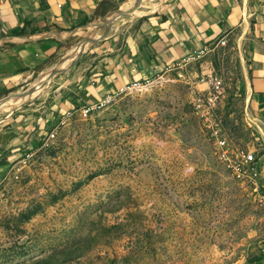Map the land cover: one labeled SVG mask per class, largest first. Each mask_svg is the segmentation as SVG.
<instances>
[{
    "label": "rangeland",
    "instance_id": "1",
    "mask_svg": "<svg viewBox=\"0 0 264 264\" xmlns=\"http://www.w3.org/2000/svg\"><path fill=\"white\" fill-rule=\"evenodd\" d=\"M165 2H104L49 65L0 93V127L48 114L52 94L93 43L79 44L91 28L93 38L113 35ZM74 45L64 57L82 52L52 78ZM208 75L222 87L209 121L233 145H256L263 123L253 116L246 63L229 42L85 116L70 110L55 126L36 124L30 148L0 179V264H262L264 180L241 183L220 162L190 102ZM5 103L12 108L1 110Z\"/></svg>",
    "mask_w": 264,
    "mask_h": 264
},
{
    "label": "crops",
    "instance_id": "2",
    "mask_svg": "<svg viewBox=\"0 0 264 264\" xmlns=\"http://www.w3.org/2000/svg\"><path fill=\"white\" fill-rule=\"evenodd\" d=\"M107 1L4 2L0 7V93L27 82L49 65ZM221 37L238 47L246 63L253 116L263 123L255 146L258 178L264 180V0H166L134 25L93 42L52 94L45 117H16L0 127V179L30 148L35 126L38 130L45 122L55 126L59 114L112 99L192 51L216 45ZM205 53L199 50V57Z\"/></svg>",
    "mask_w": 264,
    "mask_h": 264
},
{
    "label": "built area",
    "instance_id": "3",
    "mask_svg": "<svg viewBox=\"0 0 264 264\" xmlns=\"http://www.w3.org/2000/svg\"><path fill=\"white\" fill-rule=\"evenodd\" d=\"M8 0H0L1 5ZM226 40L224 37L219 38L216 41L215 46L225 45ZM199 50H209V47L204 46L197 50L192 51L190 54L185 56L180 61L175 62L172 65H167L165 68H171L173 66H178L182 62H190L195 59L201 58L199 57ZM205 84L204 89H197L196 91L192 90L191 92V105L195 112L206 121V126L210 130L211 137L213 138V143L217 148V154L220 162L224 165L227 171L231 174V176L240 181L241 183H252L256 185V180L259 176V166H258V158L256 157V146L251 145L250 147H243L240 145H233L230 143L221 130L217 127V124H214L212 121H209V116L212 111L218 106L221 101L222 96V87L221 81L212 75H208L207 79H202ZM110 100L109 97L99 101L96 104L92 105H83L79 109L81 114L84 116L94 110L97 106H102V104L107 103ZM73 110L71 112H74ZM69 111H66V114H69ZM58 124V123H57ZM56 124V125H57ZM53 136V132L49 134V137ZM26 156L22 157L20 162L24 163L26 161ZM264 264V257L263 263Z\"/></svg>",
    "mask_w": 264,
    "mask_h": 264
},
{
    "label": "bare ground",
    "instance_id": "4",
    "mask_svg": "<svg viewBox=\"0 0 264 264\" xmlns=\"http://www.w3.org/2000/svg\"><path fill=\"white\" fill-rule=\"evenodd\" d=\"M160 5V2H158V3H156V4H153V5H151L150 6V8L151 9H153V8H155V7H157V6H159ZM114 19V18H113ZM112 22V20L110 21V22H108V23H106L105 24V26H106V29H105V33L104 34H107L108 33V31H109V28H110V23ZM94 31L95 30H91L89 33H88V35H90L89 37H92V36H94L95 34H94ZM92 34V35H91ZM105 36V35H104ZM98 38V37H97ZM87 41H89L88 43H90V40H85L84 42H82L81 44H85ZM82 49H77V51L76 52H74V53H71V54H67L65 57H64V60H63V62H62V64H61V66H60V68H58L57 69V71H60V70H62V69H64V68H66V67H68L69 65H71L75 60V58L77 57V54L81 51ZM84 51V50H83ZM82 52V51H81ZM80 52V53H81ZM79 53V54H80ZM74 60V61H73ZM52 70V69H51ZM53 73H52V71L49 73V75L51 76ZM47 76H48V74H47ZM46 75H44L43 77H42V83L46 80ZM40 81V80H39ZM40 83V82H39ZM27 98H30V97H32V96H26ZM12 105L13 104H9V103H5V105L3 106V108H1V110L2 109H4V110H9V109H11L12 108ZM0 107H2V106H0Z\"/></svg>",
    "mask_w": 264,
    "mask_h": 264
},
{
    "label": "water",
    "instance_id": "5",
    "mask_svg": "<svg viewBox=\"0 0 264 264\" xmlns=\"http://www.w3.org/2000/svg\"><path fill=\"white\" fill-rule=\"evenodd\" d=\"M121 23H122V22H120V23L117 24V25L119 26ZM97 29H98V28H96V27L91 28V30H97ZM91 30H90V31H91ZM89 36H90V35H89ZM105 37H107V36H105ZM105 37H102V38L88 37L86 40H90V41H92V42H95V41L101 40V39H103V38H105ZM84 41H85V40H83L82 42H84ZM82 42H80L79 44H81ZM74 47H75V45L72 46V47H70V48H68V49H66V50L62 53V55L59 57L57 68L54 69V71L52 72V73H53L52 78H53L55 75L58 74L57 69L60 68V66H61V64H62V62H63V60H64V55H65L66 51H68L69 49L74 48ZM22 94H24L25 96H31L32 93L28 91V92H25V93H22Z\"/></svg>",
    "mask_w": 264,
    "mask_h": 264
},
{
    "label": "trees",
    "instance_id": "6",
    "mask_svg": "<svg viewBox=\"0 0 264 264\" xmlns=\"http://www.w3.org/2000/svg\"><path fill=\"white\" fill-rule=\"evenodd\" d=\"M85 22H87V21H85ZM85 22H84V23H85Z\"/></svg>",
    "mask_w": 264,
    "mask_h": 264
}]
</instances>
